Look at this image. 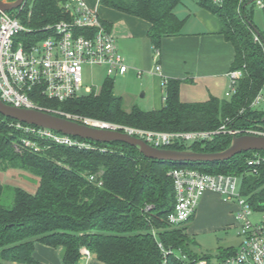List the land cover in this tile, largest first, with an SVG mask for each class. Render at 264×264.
Wrapping results in <instances>:
<instances>
[{
    "label": "trees",
    "instance_id": "1",
    "mask_svg": "<svg viewBox=\"0 0 264 264\" xmlns=\"http://www.w3.org/2000/svg\"><path fill=\"white\" fill-rule=\"evenodd\" d=\"M66 1L26 0L13 11L30 30L18 38L36 42L51 34L48 25L72 20V12L63 5ZM100 2L148 20L152 25L149 37L159 50L163 38L179 33L185 22L176 13L183 0ZM198 4L220 18L223 35L235 48L231 69H241L243 76L231 97L184 102L181 79H169L162 109L145 110L136 104L126 109L109 79L100 90L67 101L43 96L40 105L158 131L216 130L225 122L232 128L264 131V111L252 105L264 89V31L254 21L255 1L198 0ZM15 121L0 113V171H27L39 177V184L34 192L15 186L13 204L5 206L6 186L0 182V264H41L34 257L37 242L62 247L63 264H81L83 247L106 264H198L202 260L212 264L213 256L199 251L187 231L194 215L180 225L168 221L176 202L168 172L191 167L206 173L242 174L248 172V159L254 153L264 155L262 150L242 152L226 161H165L147 158L139 148L120 141H94L96 147L90 149L46 147L48 143L41 142L43 148L36 152L14 145L21 135L11 125ZM232 137L219 133L212 140L176 142L165 148L218 152L230 146ZM242 189L254 209L264 210V164L258 174H245ZM159 242L170 253L164 255ZM236 249H220L216 258Z\"/></svg>",
    "mask_w": 264,
    "mask_h": 264
},
{
    "label": "built area",
    "instance_id": "2",
    "mask_svg": "<svg viewBox=\"0 0 264 264\" xmlns=\"http://www.w3.org/2000/svg\"><path fill=\"white\" fill-rule=\"evenodd\" d=\"M254 1L256 6L264 8V0ZM214 2L219 3L221 0ZM63 5L72 12V20L48 25L46 29L51 30V34L32 43L18 38L21 32L30 31L21 23L18 13L11 12L14 10L1 12L0 99L5 103L49 111L93 127L119 130L140 137L156 147H166L176 142L189 144L208 141L219 133L264 135L263 131L254 128L229 127L227 122L216 130L158 131L44 108L39 103L43 96L63 102L84 95L82 90L86 66L103 67L110 79L124 75L129 70L126 57L119 50L116 35L100 14L88 6L86 0H67ZM155 53L157 57L160 56L159 49ZM242 76L241 69L229 71L228 96L234 93L236 83ZM93 91L97 90L89 89L88 92ZM259 99L260 96L252 105L256 106ZM11 125L21 134L14 143L17 149L39 152L43 148L41 142L48 143L46 147H96V141L49 128L18 120ZM262 164L264 155L256 152L248 159V172L242 174L206 173L191 167L173 168L168 172L173 180L176 198L174 209L168 216V221L173 225L187 222L195 214L199 201L207 191L219 193L237 204L236 219L242 241L233 254L217 259L212 264H264V216L256 220L252 218L254 212L264 210L254 209L242 189L245 174H258ZM90 180H95V177L91 176ZM153 234L157 235L155 230ZM159 247L164 255L170 253L160 242ZM81 253V261L92 255L86 247L82 248ZM198 264H207V261L202 260Z\"/></svg>",
    "mask_w": 264,
    "mask_h": 264
},
{
    "label": "crops",
    "instance_id": "3",
    "mask_svg": "<svg viewBox=\"0 0 264 264\" xmlns=\"http://www.w3.org/2000/svg\"><path fill=\"white\" fill-rule=\"evenodd\" d=\"M86 2L114 32L119 50L126 57L129 70L117 76L125 88H130L121 94L123 99L131 100L130 95L141 93L140 98L146 103L141 108L160 110L165 105L169 79H181L180 98L184 102L207 101L212 96L231 97L227 93L235 48L223 35L220 18L200 6L198 0L189 3L183 0L176 8L184 25L179 33L163 38L159 57L148 34L152 26L148 20L107 7L100 0ZM132 100L130 107L136 104ZM236 210L235 201L207 191L199 201L187 231L196 236L203 231L238 226ZM62 252V247L37 242L34 257L41 264H63ZM81 264L106 263L91 255Z\"/></svg>",
    "mask_w": 264,
    "mask_h": 264
},
{
    "label": "water",
    "instance_id": "4",
    "mask_svg": "<svg viewBox=\"0 0 264 264\" xmlns=\"http://www.w3.org/2000/svg\"><path fill=\"white\" fill-rule=\"evenodd\" d=\"M254 1V0H252ZM26 0H0V14L21 7ZM257 33L259 32L256 30ZM0 113L20 122L49 128L67 135L90 139L96 142H124L139 148L150 159L177 162H216L226 161L235 155L247 151L264 150V135L243 134L233 135L229 147L218 152H197L156 147L140 137L128 133L89 126L75 120L35 108H21L9 105L0 99Z\"/></svg>",
    "mask_w": 264,
    "mask_h": 264
},
{
    "label": "rangeland",
    "instance_id": "5",
    "mask_svg": "<svg viewBox=\"0 0 264 264\" xmlns=\"http://www.w3.org/2000/svg\"><path fill=\"white\" fill-rule=\"evenodd\" d=\"M191 1L192 0H184L185 3H189ZM254 21L258 29L264 31V10L258 6H256L255 9ZM107 80H109V78L106 74V70L103 67L86 66L84 70V85L82 93L84 95L88 94L89 89H94L97 91L100 90ZM111 80L114 83V91L120 96H122L121 94L127 93L128 89H130L127 87L125 88L124 84L118 77H114ZM130 96L131 100H129V98L127 97L123 99L124 107L126 109H129L132 105V98L136 101V104H138L139 106H146V103L143 102L140 98L141 93L135 96ZM259 96L260 99L256 104L255 108L260 111H264V89L261 91ZM0 182H2L6 186L5 194L3 197V204L5 206H12L14 198L13 188L15 186H19L26 188L31 192H34L38 187L39 177L20 169H8L5 171H0ZM263 216L264 212H254L252 218L256 220L257 218H261ZM191 221L192 220H190V222ZM190 222L188 223V225L190 224ZM239 233L240 228L238 226H226L211 231H203L194 236L197 242L196 247L199 251L212 255V262H215L217 260L216 257L220 249H225L227 247L237 248L239 246L242 241V236Z\"/></svg>",
    "mask_w": 264,
    "mask_h": 264
}]
</instances>
